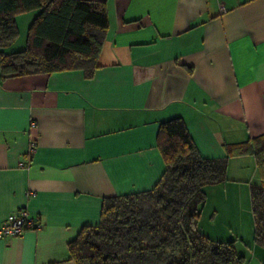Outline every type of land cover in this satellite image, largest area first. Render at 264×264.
<instances>
[{
    "label": "crops",
    "instance_id": "obj_1",
    "mask_svg": "<svg viewBox=\"0 0 264 264\" xmlns=\"http://www.w3.org/2000/svg\"><path fill=\"white\" fill-rule=\"evenodd\" d=\"M96 1L108 27L91 76L0 75V226L21 210L34 225L0 238V264H74L68 243L97 225L103 198L161 178L166 120L181 118L208 159L264 134V0ZM34 16L16 17L21 47ZM226 178L205 187L197 228L215 241L235 228L244 264H264L249 200L264 170L250 155L233 156ZM220 212L226 218L215 222Z\"/></svg>",
    "mask_w": 264,
    "mask_h": 264
},
{
    "label": "trees",
    "instance_id": "obj_2",
    "mask_svg": "<svg viewBox=\"0 0 264 264\" xmlns=\"http://www.w3.org/2000/svg\"><path fill=\"white\" fill-rule=\"evenodd\" d=\"M35 12L24 45L16 17ZM108 27L104 1L0 0L1 78L98 67ZM157 145L165 162L149 190L102 199L97 225L68 243L74 264H244L235 240L215 241L197 228L205 187L227 180L229 157L250 155L264 170V134L225 145L224 158L201 157L181 118L160 123ZM254 243L264 246V178L249 187Z\"/></svg>",
    "mask_w": 264,
    "mask_h": 264
},
{
    "label": "built area",
    "instance_id": "obj_3",
    "mask_svg": "<svg viewBox=\"0 0 264 264\" xmlns=\"http://www.w3.org/2000/svg\"><path fill=\"white\" fill-rule=\"evenodd\" d=\"M32 125H34L32 123ZM34 142L30 143V151L33 150ZM33 220L29 218L24 210L10 213L0 226V238L7 236H17L22 234L26 229L32 228Z\"/></svg>",
    "mask_w": 264,
    "mask_h": 264
},
{
    "label": "rangeland",
    "instance_id": "obj_4",
    "mask_svg": "<svg viewBox=\"0 0 264 264\" xmlns=\"http://www.w3.org/2000/svg\"><path fill=\"white\" fill-rule=\"evenodd\" d=\"M20 24H18L19 25V29H20V36H18V38H17V40L13 43V45H11L14 49L15 48H19V47H21V45L19 46V43L21 44V42H22V40H23V35L25 34V26L22 24L23 22H19ZM240 183V182H239ZM222 205V204H221ZM239 204H238V206H236L235 207V209H236V211H240V209H241V207H239ZM231 209H233V208H231ZM234 214H235V211H234ZM204 216V215H203ZM225 218H226V213L225 212H220L218 215H217V217L215 218V222H217L218 220H220L221 222L223 221V220H225ZM209 219H210V214H209ZM211 221V220H210ZM212 222V221H211ZM234 231L235 232H233V233H231V234H229L228 236H226V238H223V239H225V240H223V241H229V240H235L236 239V236H235V233L237 234L238 232L235 230V228H234ZM218 232V231H217ZM239 233H240V230H239ZM236 240H238V241H240L241 242V240L238 238V239H236ZM244 243V242H243Z\"/></svg>",
    "mask_w": 264,
    "mask_h": 264
}]
</instances>
